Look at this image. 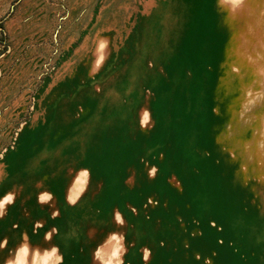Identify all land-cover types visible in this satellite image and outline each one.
I'll list each match as a JSON object with an SVG mask.
<instances>
[{"label":"rangeland","instance_id":"obj_1","mask_svg":"<svg viewBox=\"0 0 264 264\" xmlns=\"http://www.w3.org/2000/svg\"><path fill=\"white\" fill-rule=\"evenodd\" d=\"M263 120L264 0H0V264H264Z\"/></svg>","mask_w":264,"mask_h":264},{"label":"clouds","instance_id":"obj_2","mask_svg":"<svg viewBox=\"0 0 264 264\" xmlns=\"http://www.w3.org/2000/svg\"><path fill=\"white\" fill-rule=\"evenodd\" d=\"M101 49H103L104 47H106L105 44H101L100 45ZM103 59L104 57L101 56L100 60L97 61V68H99L100 64L103 62ZM149 113L147 111H145L144 113V116H143V119L141 121V126L142 127H146L149 123ZM3 158V154L0 153V159ZM155 172H156V169L153 168L151 170V173L150 175L154 176L155 175ZM82 177H86L88 175V172L87 171H84L82 174ZM78 183L80 184H83L85 183L83 180H80L78 181ZM83 191V189H81V192ZM51 199V196L48 195V194H44V195H41L39 200H40V203H46L48 202L49 200ZM14 200V196L12 194H9L8 196L5 197V199L3 201H0V215H3V207L5 204L7 203H11L13 202ZM74 202V201H73ZM149 203H151V201H149ZM115 219H116V222L119 223V224H123L124 223V220H123V217L122 215L117 212L115 214ZM41 225H37V227H40ZM47 239H51V233L48 234V236L46 237ZM112 239H119V240H122L123 237H117L115 234L112 236ZM7 245V241L5 240L3 243H0V248L2 247H5ZM28 247L27 245L21 247L19 250H18V253H17V256H16V259L15 261H10L9 264H27V261H26V257L28 255ZM58 249L56 248H53L51 253H48L46 252L45 255H44V258H43V261L41 262V264H49L51 258L53 256H56V253H57ZM120 254H121V248L120 247H117L116 250L112 253V258L111 259H108L107 261H105V264H113V259H115V264H123V260L120 259ZM100 253L97 252V256H99ZM151 255V251L148 250V249H145V252H144V260L147 261L149 259ZM63 258L62 257H58L57 258V264H59V262L62 260ZM34 264H36V262H34Z\"/></svg>","mask_w":264,"mask_h":264},{"label":"crops","instance_id":"obj_3","mask_svg":"<svg viewBox=\"0 0 264 264\" xmlns=\"http://www.w3.org/2000/svg\"><path fill=\"white\" fill-rule=\"evenodd\" d=\"M79 35V33H77ZM1 182V181H0ZM0 187H1V183H0ZM1 189V188H0ZM6 195V192H4L3 189L0 190V200ZM14 195V200L16 198V192L13 193ZM5 213V212H4ZM0 224H1V227H3V230L5 229V221L4 219L1 220L0 219ZM1 231L0 230V243H3L5 240L7 241H10V242H14L16 241V243H19L20 242V237H18L17 235H15V232L13 231V233L11 232H8V236L6 237V235H1ZM13 235V236H12Z\"/></svg>","mask_w":264,"mask_h":264},{"label":"bare ground","instance_id":"obj_4","mask_svg":"<svg viewBox=\"0 0 264 264\" xmlns=\"http://www.w3.org/2000/svg\"><path fill=\"white\" fill-rule=\"evenodd\" d=\"M262 129H263V132H264V120H263V123H262ZM40 242H41V240H40Z\"/></svg>","mask_w":264,"mask_h":264}]
</instances>
